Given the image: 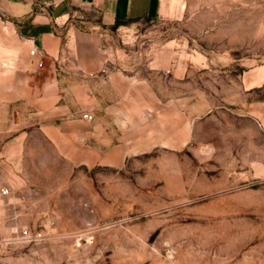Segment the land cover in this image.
<instances>
[{
  "label": "rangeland",
  "instance_id": "1",
  "mask_svg": "<svg viewBox=\"0 0 264 264\" xmlns=\"http://www.w3.org/2000/svg\"><path fill=\"white\" fill-rule=\"evenodd\" d=\"M51 1L0 0V264H264V0L76 7L31 90Z\"/></svg>",
  "mask_w": 264,
  "mask_h": 264
},
{
  "label": "crops",
  "instance_id": "2",
  "mask_svg": "<svg viewBox=\"0 0 264 264\" xmlns=\"http://www.w3.org/2000/svg\"><path fill=\"white\" fill-rule=\"evenodd\" d=\"M51 5L53 8L50 11L43 9L41 13L32 12L31 19L13 23L23 56L15 69L20 70V75L31 90L35 82L39 84V75L36 64L29 61L30 51L36 48L41 56H57L61 47L59 28L73 17L76 7L98 11L106 24L157 18L161 10V0H52ZM51 80L48 79L49 83Z\"/></svg>",
  "mask_w": 264,
  "mask_h": 264
},
{
  "label": "built area",
  "instance_id": "3",
  "mask_svg": "<svg viewBox=\"0 0 264 264\" xmlns=\"http://www.w3.org/2000/svg\"><path fill=\"white\" fill-rule=\"evenodd\" d=\"M30 55L33 56V57H38L39 52H38V50L36 48H34V49H32L30 51Z\"/></svg>",
  "mask_w": 264,
  "mask_h": 264
}]
</instances>
